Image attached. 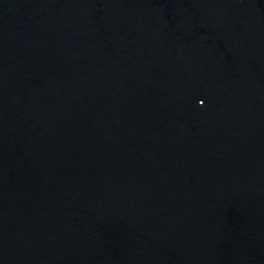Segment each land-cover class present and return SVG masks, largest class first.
Segmentation results:
<instances>
[{"label":"water","instance_id":"water-1","mask_svg":"<svg viewBox=\"0 0 264 264\" xmlns=\"http://www.w3.org/2000/svg\"><path fill=\"white\" fill-rule=\"evenodd\" d=\"M0 264H264V0H0Z\"/></svg>","mask_w":264,"mask_h":264}]
</instances>
